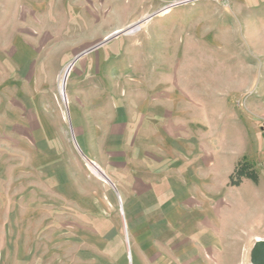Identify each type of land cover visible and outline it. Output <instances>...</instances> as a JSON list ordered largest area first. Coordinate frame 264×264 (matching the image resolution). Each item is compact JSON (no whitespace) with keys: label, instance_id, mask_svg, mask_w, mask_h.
Returning a JSON list of instances; mask_svg holds the SVG:
<instances>
[{"label":"rangeland","instance_id":"374dc122","mask_svg":"<svg viewBox=\"0 0 264 264\" xmlns=\"http://www.w3.org/2000/svg\"><path fill=\"white\" fill-rule=\"evenodd\" d=\"M150 1L0 0V264H131L109 174L150 158L138 141L149 136L138 129L146 121L162 160L176 148L158 121L174 139L199 132L210 145L196 155L245 158L264 176V0H196L167 12L170 0ZM107 188L115 202L103 224ZM253 212L254 225L241 210L238 233L264 238V211ZM186 225L174 230L199 235L197 222ZM255 242L208 241L207 264H253Z\"/></svg>","mask_w":264,"mask_h":264},{"label":"crops","instance_id":"0c3cea01","mask_svg":"<svg viewBox=\"0 0 264 264\" xmlns=\"http://www.w3.org/2000/svg\"><path fill=\"white\" fill-rule=\"evenodd\" d=\"M153 122L146 121L145 127L143 124L138 126L141 132L143 129L145 134L149 132V136L143 134L138 141L148 147L150 158L124 160V165L117 167L118 170L112 169L109 174L122 203V221L130 225L126 231L129 240L126 246L129 257L131 250L133 253L131 264H207L206 242L256 239L258 236H240L237 223L241 210H251L252 225L254 209L260 214L264 211V176L259 174L257 182L242 178L238 185H231L230 174L238 158L226 159L225 164L226 161H221L225 156H214L211 149L196 155L202 145H210L203 143L202 138L200 141L199 132L189 129L178 137L180 139H174L166 125L169 122L159 124L158 121L155 123L159 133H164L176 148L162 160L163 156L150 146L158 141ZM195 134L199 138H195ZM194 146L200 149H193ZM67 192L70 198H75L72 186ZM111 193V188L103 192V208L108 211L102 214L103 224L112 219L110 211L115 199ZM195 222L200 227L197 237L185 227L174 230L180 224H187L186 228H189ZM194 240L200 242L197 250L191 245ZM186 242H189L187 246L184 245ZM173 243L177 246H172Z\"/></svg>","mask_w":264,"mask_h":264},{"label":"trees","instance_id":"16d2710c","mask_svg":"<svg viewBox=\"0 0 264 264\" xmlns=\"http://www.w3.org/2000/svg\"><path fill=\"white\" fill-rule=\"evenodd\" d=\"M242 178H249L254 182L258 181V173L255 170L254 165L242 158L235 164L229 178V183L231 185H238Z\"/></svg>","mask_w":264,"mask_h":264},{"label":"bare ground","instance_id":"6f19581e","mask_svg":"<svg viewBox=\"0 0 264 264\" xmlns=\"http://www.w3.org/2000/svg\"><path fill=\"white\" fill-rule=\"evenodd\" d=\"M171 7H172V6H171ZM167 11H168V7H166V8H164V9L160 10V12H167ZM153 15H154V14H153ZM140 23H141V21L139 20V21H137V22H135V23L129 25V26L126 27L125 29L129 30L128 32H130V30H132L131 32H133V31H135V30H137V29L139 28ZM115 32L118 33V32H120V30L115 31ZM115 32H114V33H115ZM126 32H127V31H126ZM71 65H72V62H71L70 64H68V65L65 67V70H64V76H62V77H63L62 80L60 79V80H61V82H60V90H61V93H62V94H63V92H64V90H63V87H64V79L66 78L67 73H68V71H69ZM89 166L91 167V170L94 171L98 176H100L101 178L107 180V179L105 178L104 174L102 173V171L100 170V168H99L100 166L98 167V165L95 164V163H93V162H91V163L89 164ZM260 239H262V238L257 237V238L255 239V241H258V240H260Z\"/></svg>","mask_w":264,"mask_h":264},{"label":"water","instance_id":"95a60500","mask_svg":"<svg viewBox=\"0 0 264 264\" xmlns=\"http://www.w3.org/2000/svg\"><path fill=\"white\" fill-rule=\"evenodd\" d=\"M114 34H116V33H114ZM111 36H109L108 38H110ZM79 56H80V54L77 55L73 60L75 61ZM104 176H105V174H104ZM105 178L107 179V181H109L106 176H105ZM252 263L253 264H264V238L255 242V245H254V248L252 251Z\"/></svg>","mask_w":264,"mask_h":264},{"label":"built area","instance_id":"2783aa9c","mask_svg":"<svg viewBox=\"0 0 264 264\" xmlns=\"http://www.w3.org/2000/svg\"><path fill=\"white\" fill-rule=\"evenodd\" d=\"M192 1H196V0H170L167 2V4L165 6H162L160 10H162L166 7L169 8L170 6H175V5H179V4H183V3H187V2H192ZM155 14H156V12L154 13V15ZM154 15L148 14L147 16H144L143 18L140 19L141 23L151 19Z\"/></svg>","mask_w":264,"mask_h":264}]
</instances>
